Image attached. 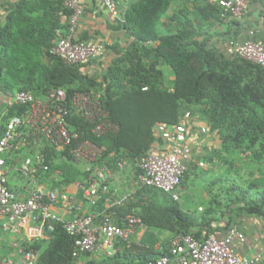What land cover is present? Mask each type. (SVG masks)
Here are the masks:
<instances>
[{
	"label": "trees",
	"instance_id": "16d2710c",
	"mask_svg": "<svg viewBox=\"0 0 264 264\" xmlns=\"http://www.w3.org/2000/svg\"><path fill=\"white\" fill-rule=\"evenodd\" d=\"M171 2L139 0L132 3L122 25L133 36L137 47L134 52L126 53L114 62L109 80L101 92L81 84L75 86L79 65L66 66L50 55V39L57 28L55 25L48 30V35L36 37L37 48L34 51L22 48L19 32L22 31L24 3L19 0L7 14L4 25L0 26V92L30 90L38 96L51 88H62L68 98L77 92H100L101 105L113 129L96 136L88 122L76 117L68 121L79 132L80 139L90 140L102 150L100 161L107 163L113 155L116 167L126 155L131 157L132 165L135 164L152 144L155 125H174L185 110L194 114L183 107L190 104L204 106L203 110L211 121V130L218 132L226 149L247 139V148L258 146L255 156L264 162V68L232 55L220 56L219 59L215 52L205 50L193 39L195 29L185 19L179 18L180 25L174 33L158 36L156 25ZM58 7L68 15L62 0L58 1ZM209 16L220 18L221 9L214 6ZM159 60L175 73L171 90L160 87L161 72L156 69ZM125 62L129 63L128 67L124 66ZM8 112L14 114L16 110ZM198 113L202 114L201 110ZM235 134L238 139H233ZM54 167L63 170V178L69 183L82 180V172L72 163L60 162ZM250 187L255 186L251 184ZM146 190L161 195L164 203L156 204L145 198L143 191ZM233 211L264 217V190L254 193L239 190L223 205L214 198L197 216L182 210L179 201H174L169 194L156 188L141 187V203H133L124 212L139 217L147 229L168 231L173 236L193 234L200 238L214 234L217 230L214 225L218 222H224L227 229L231 225ZM46 236L47 240L40 239L32 244L37 251L35 264H76L74 240L61 223H55L52 231H46ZM168 241L158 248L132 244L100 260L83 261L82 255L79 264H130L136 260L145 264L165 254Z\"/></svg>",
	"mask_w": 264,
	"mask_h": 264
},
{
	"label": "built area",
	"instance_id": "2783aa9c",
	"mask_svg": "<svg viewBox=\"0 0 264 264\" xmlns=\"http://www.w3.org/2000/svg\"><path fill=\"white\" fill-rule=\"evenodd\" d=\"M97 1L122 24L132 3L139 0ZM216 2L222 18L242 19L249 10L248 0ZM62 5L69 13L65 26L54 30L56 37L49 48L50 55L66 66L80 65L102 57L105 43L76 39L79 19L84 12L79 0H62ZM227 52L264 68V45L260 42L231 41ZM100 99L101 93L93 90L77 92L68 98L62 88H51L38 96L30 90H17L8 96V110L15 109L16 112L4 123L0 135V230L21 237L11 243L16 255L0 256V264H35L37 251L32 244L43 239L46 231H52L55 223H61L73 238L76 264L86 253L101 251L105 256H112L123 247H131L135 229H147L141 219L132 214L122 218V225L114 223L109 215L96 220L94 215L82 213L70 196L60 193L54 185L39 180L40 176L47 174L63 177V170L53 168V165L66 162L82 172V180L74 183L90 205H95L97 199L109 191V167L99 159L102 150L92 141L80 139L79 132L68 121L76 117L88 122L96 136L113 129ZM191 118V112L185 110L176 124L160 127V136L166 145L161 149L150 145L136 159L133 166L138 171L140 187L156 188L169 194L174 201L180 200L179 188L191 162V147L187 142ZM200 131L205 133L206 128L202 127ZM42 138L46 141L43 142ZM23 149L28 150L29 154L16 170L22 178L28 179L29 190L27 197L20 200L6 183V165L10 154ZM127 163L124 156L117 166L122 168ZM198 165L203 166V162ZM54 203L74 215L70 218L58 216L50 209ZM235 240L243 242L245 235L233 224L226 229L223 237L176 235L169 239L165 254L145 264H259L261 254L252 257L241 255L233 248Z\"/></svg>",
	"mask_w": 264,
	"mask_h": 264
},
{
	"label": "crops",
	"instance_id": "0c3cea01",
	"mask_svg": "<svg viewBox=\"0 0 264 264\" xmlns=\"http://www.w3.org/2000/svg\"><path fill=\"white\" fill-rule=\"evenodd\" d=\"M58 1L23 0L22 31L19 32L22 48L34 51L37 48V36L48 35V30L54 25L56 27L65 26L67 15L59 9ZM248 1L249 10L246 16L242 19H233L209 16L212 8L217 6L216 0H172L167 11L161 16L155 30L158 36L172 34L180 25L179 18L185 19L195 29L193 39L205 50L215 52L220 59V56L229 55L227 48L231 41L243 43L250 40L264 45V0ZM18 2L19 0H0V26L4 25L7 14ZM79 2L84 12L79 19L76 39L84 42H103L106 48L102 57L94 58L77 67L79 77L74 85L81 84L103 92L110 77V68L114 65V62L126 53L134 52L137 44L130 32L109 15L103 4L97 0H79ZM26 35H31V37ZM51 35L50 41L52 42L56 34L52 33ZM123 64L126 67L129 66L127 62ZM156 69L161 72L159 77L160 87L171 90L175 81L173 69L162 60H159ZM10 94L0 92V106L3 103L7 105V98ZM183 107L194 112L187 129V142L191 147V162L179 188L180 207L185 212L190 213L201 199L206 198V195L201 196L195 190L193 175L202 169L210 173V154L218 151L221 138L216 130H211V121L203 110L204 106L190 104ZM199 110L202 114L198 113ZM3 115L2 113L0 117H3ZM2 124L0 121V132ZM162 126L160 124L154 126V140L151 144L159 149L166 145V141L160 136V127ZM202 127L206 128L205 133H201L200 129ZM42 141L45 142L46 139L42 138ZM27 154H29V151L26 149L10 154L6 165V183L12 194L20 200L27 197L29 184L28 179L22 178L16 169ZM112 156L107 160L110 171L109 191L101 195L95 205L89 204L74 182L69 183L63 177L47 174L45 177L40 176L39 180L48 185H54L60 193L70 196L82 213L92 214L96 217V220L103 215H109L114 223L119 224L122 223V218L127 215L124 211H127L133 203H141V187L131 157L126 155L127 165L119 168L114 165L115 158ZM199 162H203L204 167L201 168L198 165ZM50 209L63 218H70L74 215L73 212L67 211L58 203L51 204ZM231 215L230 223L245 235L243 242L237 240L233 242V248L246 257L261 254L259 264H264V217L248 215L245 212L238 213L237 211H233ZM214 226L217 230L212 235L223 237L226 232L224 222H218ZM166 234L167 232L163 230L137 227L131 241L134 245L158 248L160 246L159 240L165 237ZM19 237L21 235L6 234L0 230V256L14 257L16 251L11 243ZM43 239L47 240L48 237L45 236ZM104 256L101 251L86 253L82 256V260H100ZM130 264H143V262L136 260Z\"/></svg>",
	"mask_w": 264,
	"mask_h": 264
},
{
	"label": "rangeland",
	"instance_id": "374dc122",
	"mask_svg": "<svg viewBox=\"0 0 264 264\" xmlns=\"http://www.w3.org/2000/svg\"><path fill=\"white\" fill-rule=\"evenodd\" d=\"M2 113L4 115L0 117L1 123H4L13 115L8 112L6 103L0 106V115ZM238 138L237 134L233 136V139ZM246 140H240L241 144L235 147L230 146L227 149L221 141L218 151L210 154V173L204 169L200 170L201 172H195L193 175L194 188L199 195H206V198L198 202L199 204L194 207L192 213L199 216L213 202L214 198L223 205L239 193V190H247L249 193L264 190V162L255 156L259 148L258 146L247 148ZM251 184L255 187H250ZM143 192L148 199L156 202V204H163L165 201L161 195H155L152 191L146 190ZM145 204H142V206ZM198 207H201L202 210H199ZM241 212L238 211V213ZM166 232V236L159 240L160 244L168 241L174 235L171 232Z\"/></svg>",
	"mask_w": 264,
	"mask_h": 264
}]
</instances>
